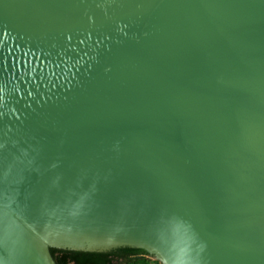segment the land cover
<instances>
[{"label":"water","instance_id":"water-1","mask_svg":"<svg viewBox=\"0 0 264 264\" xmlns=\"http://www.w3.org/2000/svg\"><path fill=\"white\" fill-rule=\"evenodd\" d=\"M122 245L264 264V0H0V264Z\"/></svg>","mask_w":264,"mask_h":264},{"label":"trees","instance_id":"trees-1","mask_svg":"<svg viewBox=\"0 0 264 264\" xmlns=\"http://www.w3.org/2000/svg\"><path fill=\"white\" fill-rule=\"evenodd\" d=\"M57 264H121L123 261H144L149 255L140 247L122 245L102 251H85L51 247Z\"/></svg>","mask_w":264,"mask_h":264},{"label":"bare ground","instance_id":"bare-ground-1","mask_svg":"<svg viewBox=\"0 0 264 264\" xmlns=\"http://www.w3.org/2000/svg\"><path fill=\"white\" fill-rule=\"evenodd\" d=\"M46 239L51 241V242H61L64 241L65 239H70V238H75L76 236H72V235H67L64 233H59V232H49L46 235Z\"/></svg>","mask_w":264,"mask_h":264},{"label":"rangeland","instance_id":"rangeland-1","mask_svg":"<svg viewBox=\"0 0 264 264\" xmlns=\"http://www.w3.org/2000/svg\"><path fill=\"white\" fill-rule=\"evenodd\" d=\"M157 262L161 264V262L158 259H156L153 255H147L144 261H140L135 264H157Z\"/></svg>","mask_w":264,"mask_h":264},{"label":"clouds","instance_id":"clouds-1","mask_svg":"<svg viewBox=\"0 0 264 264\" xmlns=\"http://www.w3.org/2000/svg\"><path fill=\"white\" fill-rule=\"evenodd\" d=\"M121 264H135L134 261H123L121 262ZM157 264H159V262H157Z\"/></svg>","mask_w":264,"mask_h":264}]
</instances>
